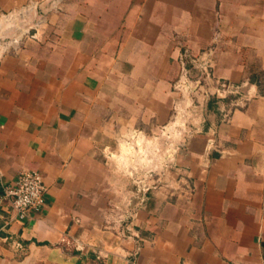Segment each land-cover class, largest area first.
Listing matches in <instances>:
<instances>
[{
	"label": "crops",
	"instance_id": "obj_1",
	"mask_svg": "<svg viewBox=\"0 0 264 264\" xmlns=\"http://www.w3.org/2000/svg\"><path fill=\"white\" fill-rule=\"evenodd\" d=\"M0 13V193L22 170L46 185L25 220L0 201V264H264V0H0ZM181 59L236 94L182 99ZM166 140L181 170L125 222V143Z\"/></svg>",
	"mask_w": 264,
	"mask_h": 264
},
{
	"label": "built area",
	"instance_id": "obj_2",
	"mask_svg": "<svg viewBox=\"0 0 264 264\" xmlns=\"http://www.w3.org/2000/svg\"><path fill=\"white\" fill-rule=\"evenodd\" d=\"M180 64V72L175 86L183 90V92H186L190 87L192 89L199 87L200 90L205 87L206 93H210L207 92L208 89H213L211 93L216 97L236 94L238 86L212 78L204 64H199V69L196 68L197 66L194 67L198 71L195 74L189 71L184 59L180 60ZM158 147L163 150V155L167 156L170 152L172 154L174 145L170 141L165 142V145L162 146L150 143L139 147L137 151L142 150V154L145 156L150 152H159L160 149ZM158 166L160 165L153 157L146 156L141 160V163L136 161L135 164L129 167L132 185L134 187V201L130 203L127 216L124 219L125 222L131 221L132 218L136 217L138 211L146 207L148 194L161 186L157 176L159 170H170L172 168L171 164H163L162 167ZM175 167L181 170V167L175 164L173 171L176 169ZM45 193L46 185L42 175L35 170H22L16 175L15 179L1 185L0 201L7 202L16 212L19 220H25L31 211L38 212L43 208ZM11 240V245L16 250L21 251L24 249V244L21 240Z\"/></svg>",
	"mask_w": 264,
	"mask_h": 264
},
{
	"label": "rangeland",
	"instance_id": "obj_3",
	"mask_svg": "<svg viewBox=\"0 0 264 264\" xmlns=\"http://www.w3.org/2000/svg\"><path fill=\"white\" fill-rule=\"evenodd\" d=\"M7 16H9V13H0V20L1 21H4V18L7 17ZM28 20H32V19L25 17L24 22L25 21H28ZM16 26H17V31L16 32L18 34H20L22 32L23 28L21 27V24L19 25V23H17ZM7 40H9L8 37H7V34H0V45H2ZM205 89H206L205 87H203L201 90L199 89V87H196V88H193V89H192V87H190V89L188 88L186 92H183V90H180V89H178V90H180L181 93H182V94H180L181 98L183 96L184 99H186V100L189 101L190 99H199V100H202L204 98V95L206 94ZM184 124H185V121H184ZM184 132H185V129L184 130H182V129H175L170 139H172V140H178L179 138H181L183 136ZM158 133H161V131H159ZM167 137L168 136H166V138ZM168 141L166 140L165 142H168ZM171 143H172V145L174 144L173 141ZM125 145L128 147V151H131L132 152V154H131L132 157H131V160H130L129 164L130 163L135 164L136 161H138L139 163H141V160L144 159L146 156L153 157L155 159V161L158 162V164L160 165L158 167H162L163 164H167V165L171 164V166H172V168L170 170H159V172L157 173V176L159 178L160 184H164V182L167 183L169 181V179H168L169 176L170 175H171L170 177L173 176V172L172 171H173L174 165H175V159H174V156H173V152H172V154L170 152L167 156H165V155H163V150H161L158 147L160 149L159 152H157V151L155 153H151L150 152V153H148L147 155L144 156V154H142V150H140L139 152L137 151V149L139 147H141L142 145L141 146L138 145L135 148H134V146L131 147V144H126L125 143ZM163 145H165V143ZM176 166H179V165L176 164ZM177 170L178 169L176 167V169L174 171H177ZM179 175L180 176H183L180 172H179ZM154 178H156V177H154Z\"/></svg>",
	"mask_w": 264,
	"mask_h": 264
}]
</instances>
